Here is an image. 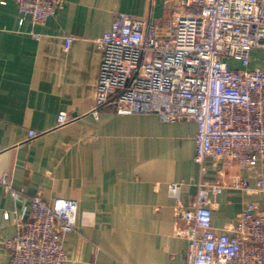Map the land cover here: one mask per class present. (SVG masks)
<instances>
[{"label":"crops","instance_id":"obj_1","mask_svg":"<svg viewBox=\"0 0 264 264\" xmlns=\"http://www.w3.org/2000/svg\"><path fill=\"white\" fill-rule=\"evenodd\" d=\"M176 6L177 0H63L39 24L13 0L0 4V178L26 196L77 202L76 229L62 241L64 264H182L188 241L176 211L192 205L197 181L239 172L253 184L252 171L226 159L207 160L200 174L193 121L120 114L112 104L97 118L90 113L101 64L96 40L115 14L160 30ZM60 112L77 117L57 127ZM30 129L39 135L29 138ZM170 183L181 184L177 201ZM247 201L264 208V192L227 188L212 197L213 226L235 223ZM27 205L0 184V240L15 234ZM9 258L0 243V264Z\"/></svg>","mask_w":264,"mask_h":264},{"label":"built area","instance_id":"obj_2","mask_svg":"<svg viewBox=\"0 0 264 264\" xmlns=\"http://www.w3.org/2000/svg\"><path fill=\"white\" fill-rule=\"evenodd\" d=\"M13 1L22 16L39 24L63 6V0ZM96 44L101 64L90 112L95 118L112 104L120 114L193 121L201 175L207 160L221 159L253 172V184L239 172L197 181L192 205L176 211L188 241L182 264H264V208L247 201L232 225L218 231L212 224V197L224 189L264 192V67L248 68L251 51H264V0H177L160 30L118 12ZM76 117L60 112L56 126ZM38 135L28 130L29 138ZM0 184L13 199L28 201L15 220V234L0 240L10 252L9 264H64L62 241L76 229L77 202H49L40 192L26 196L6 176ZM180 186L168 185L176 201Z\"/></svg>","mask_w":264,"mask_h":264},{"label":"rangeland","instance_id":"obj_3","mask_svg":"<svg viewBox=\"0 0 264 264\" xmlns=\"http://www.w3.org/2000/svg\"><path fill=\"white\" fill-rule=\"evenodd\" d=\"M251 62L248 68L253 67H264V51L259 49H254L251 51ZM237 172V171H236Z\"/></svg>","mask_w":264,"mask_h":264}]
</instances>
